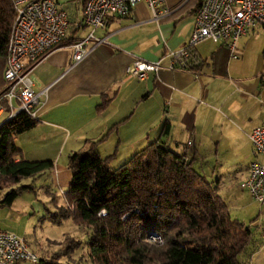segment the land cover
<instances>
[{
  "label": "crops",
  "instance_id": "crops-1",
  "mask_svg": "<svg viewBox=\"0 0 264 264\" xmlns=\"http://www.w3.org/2000/svg\"><path fill=\"white\" fill-rule=\"evenodd\" d=\"M198 4L199 0H165L152 11L139 3L127 16L109 18L103 28L95 30L94 37L106 41L79 63L72 59L70 44L85 37L88 30L70 29L63 44L29 72L39 101L37 124L14 138L21 157L53 161L48 180L62 190L70 183V169L55 151L66 149L69 158L86 146V151L91 149L102 158L114 154L113 160L126 162L134 152L161 138V128L167 123L169 134L160 141L170 149L179 140L190 142L188 146L200 145L202 135L223 150L231 146L236 160H261L244 149L249 133L264 124V52L254 53L256 29L237 42V60L228 58L224 45L205 40L195 46L202 61L195 70L161 68L141 81L125 73L135 60L163 59L166 66L169 52L188 41ZM77 6H71V22L78 20ZM204 119L209 136L198 129ZM23 135L28 137L26 143L20 142ZM103 150L108 153L102 155ZM48 152L53 154L44 155ZM247 171L248 166L241 172L244 178ZM260 215L255 238L259 242L253 240L259 247L255 253H264V203Z\"/></svg>",
  "mask_w": 264,
  "mask_h": 264
},
{
  "label": "trees",
  "instance_id": "trees-1",
  "mask_svg": "<svg viewBox=\"0 0 264 264\" xmlns=\"http://www.w3.org/2000/svg\"><path fill=\"white\" fill-rule=\"evenodd\" d=\"M13 18L11 1L0 0V89ZM36 124L22 112L0 127V185L53 169L51 160H24L14 144L15 137ZM168 134L169 124L164 123L161 138ZM161 138L117 169L110 167L114 154L102 158L90 149L70 155L71 178L64 192L68 209L49 220L58 223L71 217L89 230L91 264H243L240 256L252 242V232L231 217L216 187L193 170V159L166 147ZM25 189L29 187L11 189L2 203L10 205ZM150 237H159L162 243L151 242ZM80 246L70 239L53 258Z\"/></svg>",
  "mask_w": 264,
  "mask_h": 264
},
{
  "label": "built area",
  "instance_id": "built-area-1",
  "mask_svg": "<svg viewBox=\"0 0 264 264\" xmlns=\"http://www.w3.org/2000/svg\"><path fill=\"white\" fill-rule=\"evenodd\" d=\"M14 18L7 40L5 64L0 89V118H5L0 127L19 113L36 120L38 95L33 91L30 70L67 39L70 29L78 32L86 28L83 38L74 39L72 59L81 62L92 49L105 43L96 39L94 31L103 28L109 18L127 16L132 8L145 3L152 10L165 0H10ZM188 2L189 0H184ZM68 4L77 6L78 20L71 22ZM260 27L264 32V0H202L194 15V27L186 44L166 56L163 66L156 62L135 60L125 69L128 76L141 81L149 73L161 68L169 71H192L202 61L195 46L205 40L225 46L228 58L237 60V42L250 30ZM89 44L91 47L89 48ZM253 153L261 160L250 163L247 175L240 183L257 203H264V124L254 128L248 135ZM190 145V142L188 143ZM64 195V192L62 193ZM151 242L162 243L159 237H150ZM38 263L25 240L14 233L0 231V264Z\"/></svg>",
  "mask_w": 264,
  "mask_h": 264
},
{
  "label": "rangeland",
  "instance_id": "rangeland-1",
  "mask_svg": "<svg viewBox=\"0 0 264 264\" xmlns=\"http://www.w3.org/2000/svg\"><path fill=\"white\" fill-rule=\"evenodd\" d=\"M71 6L72 4L66 6L69 14L72 12ZM255 29L259 34L257 35L258 42L254 53L259 51V54L262 55L264 52V32L260 27ZM251 61L253 63V55L250 58ZM234 63L232 62V64ZM4 118L5 115L0 118V123ZM199 122L198 129L206 133V136L211 135L207 119ZM20 138V142L26 143L28 141L27 135H23ZM199 139L200 145L196 142L194 146H188L185 141L179 140V143L173 144L172 149L179 153L185 152L190 161L193 159V170L205 177L213 187H216V194L226 204L231 217L244 223L252 232V242L240 256L242 263L264 264V253H255L259 249V247L255 246L259 242H256L255 238L257 226L262 220L260 211L263 204L255 202L246 191L240 188V183L244 179L241 172L246 166L249 167L252 158L236 160L238 155L235 157L236 152L228 148L231 147L228 144V147L225 146L223 150L220 145L215 146L214 143H210L205 136L200 135ZM199 146L200 148H198ZM85 147L83 146L80 150L81 153H88ZM244 149L250 153L252 151L251 154H254L250 141L246 143ZM107 151L103 150L102 155L108 153ZM243 151L241 152L242 155ZM56 152L57 155H61V159L68 162L69 158L67 157L68 152L66 149ZM93 153L96 154L95 151ZM51 154L53 152H48L44 155L50 156ZM238 154L240 155V153ZM121 161L113 160L110 163V167L117 169L124 163ZM49 172L46 171L40 175L21 178L17 183L6 185V187L0 185V231L14 233L23 238L28 249L37 256L38 263L36 264H42L39 263L40 260H46V264H91L86 246L89 230L85 227L77 226L71 217L61 219L58 223H52L49 220L50 215L55 213L62 214L68 209L66 196L62 194L67 188L61 190L51 185L48 180ZM23 186H27L29 189L21 191L10 205L2 203L5 195L11 189ZM70 239L80 242L81 246L67 256L53 258V255L69 245ZM20 264L34 263L22 262Z\"/></svg>",
  "mask_w": 264,
  "mask_h": 264
}]
</instances>
